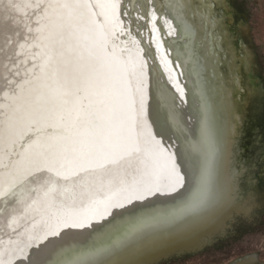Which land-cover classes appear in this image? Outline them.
Wrapping results in <instances>:
<instances>
[{"label":"bare ground","instance_id":"6f19581e","mask_svg":"<svg viewBox=\"0 0 264 264\" xmlns=\"http://www.w3.org/2000/svg\"><path fill=\"white\" fill-rule=\"evenodd\" d=\"M122 4L0 0V254L7 264H24L18 253L28 245L39 264H95L115 238L117 250L152 243L153 251L197 253L223 235L229 218L253 211L213 138L217 125L231 128L233 145L236 124L222 58L203 37L206 1L147 0L153 60L139 36L123 35ZM160 19L168 30L176 21L181 35L163 40ZM141 24L135 19L137 33ZM174 55L176 70L168 66ZM146 182L162 195L141 202ZM109 195L120 205L106 223L90 207ZM58 253L64 256L53 263Z\"/></svg>","mask_w":264,"mask_h":264},{"label":"rangeland","instance_id":"374dc122","mask_svg":"<svg viewBox=\"0 0 264 264\" xmlns=\"http://www.w3.org/2000/svg\"><path fill=\"white\" fill-rule=\"evenodd\" d=\"M205 1L203 10L206 12L208 20L203 21V37L208 39L211 51H217L222 58L220 67L226 81L225 85L231 91L234 100L233 112L234 122H236V134L233 142V146L236 148L233 159L234 174L238 175L240 194L243 197H250L253 211L247 221L240 217H234L236 221L231 229L227 230L226 238L219 240L203 252L183 257H172L160 264H226L239 254L260 250L264 247V93L261 91L260 93L259 91L252 93L255 86L259 87L261 84L264 88V0ZM147 8V0L141 1L137 8L130 5V0H123L121 11L122 17H125L123 35L125 34L127 40L139 36L142 46L148 45L150 49L149 58L151 57L150 59L153 60L154 56L151 54L157 51V47L148 30L150 16ZM151 13L153 12L151 11L150 15ZM137 18L142 23L138 33L136 31L138 26H134ZM172 21L173 25H169L170 30H168L167 21L164 19H160L157 23L161 36L164 37L161 38L167 39L166 42L172 40L171 33L172 35H181L177 22ZM141 33L143 38H141ZM183 39H178L181 48L186 44V39L185 41ZM200 43L201 45L205 44L204 40H201ZM169 52L168 49V54H170ZM173 57L168 66H172L176 70L178 64L181 65V63L175 59V55ZM157 62L160 63L158 59ZM161 63L164 78L169 81L172 80L170 67L163 62ZM185 80H187L186 77ZM181 83H178V87L181 88L180 91H182L183 85ZM251 94L253 96L257 94V96L252 98ZM194 100L197 102V99ZM155 183L146 182L144 184L141 202H146L153 197L156 199L157 193V195H162L163 191H158ZM162 189H166L165 186ZM105 200L107 202L99 200L96 204L93 203L90 211L92 215H97L99 212L103 213L105 216L103 221L108 223L115 216L111 215L116 213L120 201L118 202V199H114L111 195L106 196ZM131 200V198L127 199L129 202ZM140 205H144V203ZM61 214L59 211V215ZM100 228L99 232L106 230L102 229L104 226ZM90 235H94V231H91ZM32 247V245L24 246L18 253V256L21 255V252L23 253L22 259H26L24 264H39L36 259L32 260V257L34 258ZM63 256L64 253H58L54 257L53 263H56ZM7 257V254H0V264H7Z\"/></svg>","mask_w":264,"mask_h":264},{"label":"water","instance_id":"95a60500","mask_svg":"<svg viewBox=\"0 0 264 264\" xmlns=\"http://www.w3.org/2000/svg\"><path fill=\"white\" fill-rule=\"evenodd\" d=\"M228 84H229V81H228ZM227 93L229 94V96H232V93L228 88H227ZM226 121L229 125L230 118L228 116L226 117ZM224 123L226 124V122ZM232 123L233 125L236 124L235 122H232ZM231 133H233L231 128L229 129L227 127L226 129H224L223 132H221L219 125H217V127H215V132L213 136L214 141H216V144L218 145L219 150L221 151L220 155H221L222 161L224 162V169L225 171L227 170L228 172L229 171L232 172L234 170V166H229V162H228V160H231V163H232L235 157V152H234L235 148L231 144V139H230ZM226 160H227V164L225 162ZM234 178L238 179V175H236V177ZM238 184L239 183L237 181L236 187H238L239 189ZM230 220H232V218H229L227 220L226 225L228 224ZM109 236H110L109 234L106 235L107 238ZM120 244H121L120 239H116V238L113 239L112 242H107V244L104 245L105 247L102 249V253H105V256L97 259L96 260L97 262L95 264H119L118 263L119 259L122 256L121 253L124 250H125V255L122 256V260H124L122 264H160L163 261L171 259L172 257H181L182 253L183 255H185L187 254V252L189 253L192 252L190 249L188 250L184 248V249L177 250V248L175 247H171V248L164 249L161 251H153L154 250L153 248L156 245L152 246V243L138 246L136 249L133 248L132 250H129L131 249L129 246H128L129 248L127 247V249H125L126 247L125 248L121 247L117 250ZM122 248L124 249L122 250ZM133 255H135L136 257Z\"/></svg>","mask_w":264,"mask_h":264},{"label":"flooded vegetation","instance_id":"af4514ba","mask_svg":"<svg viewBox=\"0 0 264 264\" xmlns=\"http://www.w3.org/2000/svg\"><path fill=\"white\" fill-rule=\"evenodd\" d=\"M236 217H240L241 219H244V221L245 220L247 221L249 219V216L245 215V214L241 215V216L236 215ZM235 221H236V218L230 220L225 227V231H224L223 235H220L216 240H214V242L210 246L214 245L219 240L225 239L226 234H227V230L231 229V227ZM210 246H207L206 248H204L203 250H201L197 253L203 252L204 250H206ZM191 254H196V253H190V254L188 253L185 255H191ZM185 255H182L181 257H183ZM226 264H264V247L260 250L248 251V252L241 254V255L239 254L238 256H236L235 258H233L232 260H230Z\"/></svg>","mask_w":264,"mask_h":264},{"label":"trees","instance_id":"16d2710c","mask_svg":"<svg viewBox=\"0 0 264 264\" xmlns=\"http://www.w3.org/2000/svg\"><path fill=\"white\" fill-rule=\"evenodd\" d=\"M258 88H260V89L258 90ZM256 91H259V93H260V91H261V93H264V88L261 86V84L259 85V87L255 86L254 91L252 93L254 94ZM253 94H251L250 96L252 98H255L257 96V94H255L254 96H253Z\"/></svg>","mask_w":264,"mask_h":264}]
</instances>
